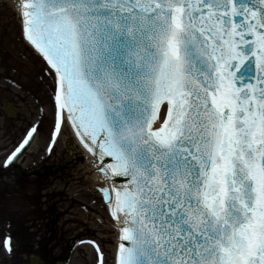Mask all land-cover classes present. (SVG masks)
Listing matches in <instances>:
<instances>
[{"label":"snow or ice","instance_id":"snow-or-ice-1","mask_svg":"<svg viewBox=\"0 0 264 264\" xmlns=\"http://www.w3.org/2000/svg\"><path fill=\"white\" fill-rule=\"evenodd\" d=\"M15 2L51 81L48 151L68 128L94 157L114 264H264V0Z\"/></svg>","mask_w":264,"mask_h":264},{"label":"flooded vegetation","instance_id":"flooded-vegetation-1","mask_svg":"<svg viewBox=\"0 0 264 264\" xmlns=\"http://www.w3.org/2000/svg\"><path fill=\"white\" fill-rule=\"evenodd\" d=\"M7 23L10 22L5 19L4 12H0V103L8 102L15 107L11 115L0 110V228L4 227L0 230L13 231L15 241L19 243L14 249V262L25 264L31 253H35L44 263L57 264L70 256L68 239L64 234L61 236L60 228L54 231L58 213L71 211L63 212L60 204L65 203V195L55 191L56 184L62 183L63 190L70 182L73 183L69 176L70 146L68 143V161H50L43 156V160H32L31 163L28 160L29 164H18L15 168L4 166L5 159L16 150L38 120L42 122L36 134L37 144L42 140L39 134H45L49 118L52 122L48 92L51 81L42 79L39 63L27 49L24 50L18 42L10 45L13 38H19V34L10 24L12 27L8 28L7 38ZM7 59L17 63L7 62ZM49 132L50 127L44 146ZM56 147L48 155H53ZM37 230H43L41 238H38Z\"/></svg>","mask_w":264,"mask_h":264},{"label":"rangeland","instance_id":"rangeland-1","mask_svg":"<svg viewBox=\"0 0 264 264\" xmlns=\"http://www.w3.org/2000/svg\"><path fill=\"white\" fill-rule=\"evenodd\" d=\"M0 12H4L5 19L10 22L7 23V29H5V31L7 32L8 28L11 29V27L13 26L14 30H17L19 34V38H13L10 42V45L14 46L15 42H18L21 47L26 50V47L20 37L19 22L13 3L10 0H0ZM10 24L12 26H10ZM8 36L9 31L7 33V38ZM10 45L8 44L7 47H10ZM6 61L15 62L8 59ZM37 62L39 63L38 68L41 76L47 79L41 59H38ZM49 119V125L46 127L45 134H39L40 138H42L40 144H37L38 141H35V143L22 156L20 164H29L28 160H31L30 163L32 162V160H43V156L45 157L44 159H48L50 161H55L57 159L68 161L69 155L67 146L70 137H68L69 133L67 130H64L63 135L58 141L57 147L53 152V155L50 156L44 153L45 149L43 147H45L44 144L46 142L48 130L51 124V118ZM70 142L71 143H69V151L71 150L76 152V154L74 155L76 158L80 156L83 158V154L81 153L80 149L75 146L72 139ZM74 156L71 155V164L69 165V176L72 178L73 183L70 182V184L67 185L68 187L66 188L65 186L63 190L62 183L56 184L55 187L56 192H62V194L65 195V203L60 204L63 212L71 209V211H69L67 215L63 217L62 222L59 224V226H61V235L64 234L65 239H68L66 241L67 246H70L71 250V255L68 258V264H98V260L96 261V254L90 248H88L87 246L78 245V243L83 239L86 240L92 238H96L97 241H99L106 264H113L116 243L115 229L113 228L111 220L107 214L106 205L103 200L101 201L100 199L101 194L98 192V190L96 191V188H98V186L95 179H93L94 172L91 168V165L88 163L87 159H85V161L80 164L78 163V161H73ZM68 215H71V217H69ZM67 220H72L71 225H67ZM72 222H77V225ZM69 230L77 232L78 236L82 237V239L79 238L74 241V239L72 238L75 235H73L74 233H70ZM86 232L91 233L92 236H88ZM1 237L3 240L4 236ZM62 250H64V247L62 248ZM0 253L8 256L7 259H5L2 257L3 255L0 254V264H10V253L6 252L2 245H0ZM11 264L14 263L12 262Z\"/></svg>","mask_w":264,"mask_h":264},{"label":"bare ground","instance_id":"bare-ground-1","mask_svg":"<svg viewBox=\"0 0 264 264\" xmlns=\"http://www.w3.org/2000/svg\"><path fill=\"white\" fill-rule=\"evenodd\" d=\"M12 1V0H11ZM13 4H14V7H15V9H16V3H15V0H13ZM34 140H35V136H34V138L32 139V141L34 142ZM79 145V144H78ZM29 146H27V148H28ZM26 148V149H27ZM81 148V147H80ZM84 152H85V154L87 155L86 157H87V161L91 164V166L93 167V164L91 163V161H92V159H91V156L83 149V148H81ZM26 151V150H25ZM24 151V152H25ZM94 168V167H93ZM101 177H100V174L94 169V175H93V179H95V181H97L98 179H100Z\"/></svg>","mask_w":264,"mask_h":264},{"label":"water","instance_id":"water-1","mask_svg":"<svg viewBox=\"0 0 264 264\" xmlns=\"http://www.w3.org/2000/svg\"><path fill=\"white\" fill-rule=\"evenodd\" d=\"M16 3V2H15ZM117 179H119V178H117ZM107 209V208H106ZM115 238H116V236H115ZM31 264H41L38 260H35V259H32L31 260Z\"/></svg>","mask_w":264,"mask_h":264}]
</instances>
